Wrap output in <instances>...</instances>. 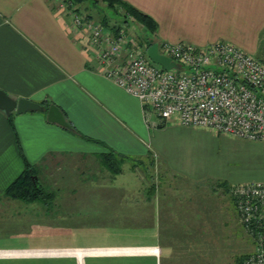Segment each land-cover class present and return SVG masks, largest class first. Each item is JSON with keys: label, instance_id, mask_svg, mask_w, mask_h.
<instances>
[{"label": "crops", "instance_id": "0c3cea01", "mask_svg": "<svg viewBox=\"0 0 264 264\" xmlns=\"http://www.w3.org/2000/svg\"><path fill=\"white\" fill-rule=\"evenodd\" d=\"M121 1L151 17L158 42L203 47L225 41L264 58V0ZM54 3L0 0V90L16 100L54 104L69 124L63 128L48 122L45 111L13 112L9 122L0 110V194L9 198L3 192L25 164L36 169L49 158L67 155L102 159L112 151L122 156L123 164L152 157L168 169L167 136L160 133L167 122L159 126L154 115L146 117L134 96L102 75L86 49L85 35L74 30ZM6 225V236L0 237V264H118L121 256L137 254L94 252L79 259L67 251L133 245L155 247L161 255L154 230L156 237L149 242L127 244L93 242L74 232L37 226L18 233L13 222ZM155 258L151 253L142 257L150 264L159 262Z\"/></svg>", "mask_w": 264, "mask_h": 264}, {"label": "rangeland", "instance_id": "374dc122", "mask_svg": "<svg viewBox=\"0 0 264 264\" xmlns=\"http://www.w3.org/2000/svg\"><path fill=\"white\" fill-rule=\"evenodd\" d=\"M92 1L73 7L95 21L102 16L109 23L119 21L102 2ZM129 30L143 46L147 33ZM261 44L264 47V37ZM170 124L160 132L167 136L168 169L152 157L121 163L116 174L98 156L45 160L33 177L50 193L49 203L9 201L0 194V237L6 236L2 229L12 222L18 233L37 226L67 230L93 242L141 244L157 232L161 255L151 253L155 260L160 258L155 264H239L254 244L226 191L232 182L264 181V142ZM135 247L151 246L118 248ZM148 254L123 255L118 264H150L142 259Z\"/></svg>", "mask_w": 264, "mask_h": 264}, {"label": "built area", "instance_id": "2783aa9c", "mask_svg": "<svg viewBox=\"0 0 264 264\" xmlns=\"http://www.w3.org/2000/svg\"><path fill=\"white\" fill-rule=\"evenodd\" d=\"M55 3L85 35L102 75L134 96L146 117L264 142V60L225 41L203 47L159 42L157 53L176 65L164 69L147 58L148 45L129 30L140 27L131 17L113 31L78 13L68 0ZM227 193L254 244L239 264H264V181L233 183Z\"/></svg>", "mask_w": 264, "mask_h": 264}, {"label": "trees", "instance_id": "16d2710c", "mask_svg": "<svg viewBox=\"0 0 264 264\" xmlns=\"http://www.w3.org/2000/svg\"><path fill=\"white\" fill-rule=\"evenodd\" d=\"M80 1L82 0H68V2L72 6L74 5V3H80ZM92 2H102L106 6L107 10H109L119 18V21H117V23H109L106 16H102L99 21H95L91 19V17H89V14L83 13L77 7H75V10L80 14H84L86 18H89L91 21L99 22L101 25L113 31L120 24L126 23L127 17H131L134 22L140 26V30H142L144 33H147L148 37L144 38V43L148 45V47L152 43H159L154 38L155 22L148 15L144 14L141 11H138L134 7L121 0H93ZM44 106H46V104H44ZM7 119L9 122H11V115H8ZM162 125L163 123L159 124V126ZM101 161L114 174L120 172V165L123 162L122 156L114 154L112 151L103 155ZM34 172V168L25 164V168L23 169L22 173L6 187L5 191L3 192L4 195L8 196L9 198L21 200L24 202L39 201L43 204H48L49 200L47 199V196H49L50 193L45 192L41 187L37 186V179L33 177Z\"/></svg>", "mask_w": 264, "mask_h": 264}, {"label": "water", "instance_id": "95a60500", "mask_svg": "<svg viewBox=\"0 0 264 264\" xmlns=\"http://www.w3.org/2000/svg\"><path fill=\"white\" fill-rule=\"evenodd\" d=\"M146 55L152 63L158 64L164 69H171L176 67L175 63L170 59L157 53V43H152L146 49ZM0 110L3 111L7 116L13 112L17 114H23L29 111H45L46 120L48 122L54 123L63 128H69V124L66 121L63 113L56 105L50 104L47 107H44L41 104L33 102L26 98H19L16 100L8 96L2 90H0Z\"/></svg>", "mask_w": 264, "mask_h": 264}, {"label": "bare ground", "instance_id": "6f19581e", "mask_svg": "<svg viewBox=\"0 0 264 264\" xmlns=\"http://www.w3.org/2000/svg\"><path fill=\"white\" fill-rule=\"evenodd\" d=\"M258 58V57H257ZM94 252H113V253H123V254H141V253H158V249L155 247H139V248H120V249H108V250H72L67 251V253H71L79 259L83 254L94 253Z\"/></svg>", "mask_w": 264, "mask_h": 264}]
</instances>
